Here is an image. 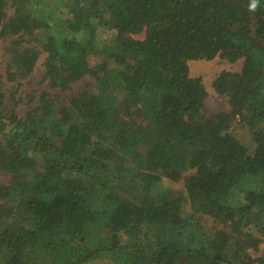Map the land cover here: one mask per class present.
<instances>
[{"label": "trees", "instance_id": "1", "mask_svg": "<svg viewBox=\"0 0 264 264\" xmlns=\"http://www.w3.org/2000/svg\"><path fill=\"white\" fill-rule=\"evenodd\" d=\"M250 3L55 0L54 15L0 0L6 82L44 54L42 82L68 93L59 107L33 91L20 116L0 81V264H264V0ZM216 58L241 66L213 81L229 110L208 119L189 63ZM86 76L94 91L74 92Z\"/></svg>", "mask_w": 264, "mask_h": 264}, {"label": "rangeland", "instance_id": "2", "mask_svg": "<svg viewBox=\"0 0 264 264\" xmlns=\"http://www.w3.org/2000/svg\"><path fill=\"white\" fill-rule=\"evenodd\" d=\"M37 3L36 9L37 12L42 11H51L54 15L62 14L64 11L58 7H55V0H35ZM55 7L54 9H51ZM112 33L104 32L103 37H101L102 41L111 38ZM7 47V41L2 40L0 41V81L3 82V88H5L9 93L14 94L16 100H18L17 111L20 116H23L28 109V101H29V94L33 91L36 93L41 94L42 92L46 91L49 93L51 98L56 100V103L59 107H63L67 105L68 100V93H62L59 90L52 89L48 86L47 82H42V75L44 69L42 64L44 62L45 55L43 54L39 59L37 66L32 74V76L23 81L21 85H18L17 82L15 83H7L6 82V73L7 68L9 65L10 60L5 56V49ZM91 65H96L99 62V59L96 56H90L89 58ZM191 74L194 77H201L203 80V84L206 87L208 92V98L205 102V106L203 109L204 115L211 119L214 115L220 110H229L228 100L225 96L218 95L213 87V81L222 71H239L241 63L231 64L225 60L220 58H216L212 61H192L189 63ZM74 92L78 93L84 90H89L91 92L94 91V80L91 77H84L78 83L73 86ZM21 99V100H20ZM9 104V101L6 102V105ZM234 135L244 144H249L251 142L250 135L248 132L238 124L233 131ZM9 182V175L6 173L0 172V185L8 184ZM166 183H169L165 181ZM170 184V183H169ZM173 189L179 190L182 188L181 183H175L171 185ZM207 218L204 221L206 226H210ZM89 264H112L108 259L97 260Z\"/></svg>", "mask_w": 264, "mask_h": 264}, {"label": "clouds", "instance_id": "3", "mask_svg": "<svg viewBox=\"0 0 264 264\" xmlns=\"http://www.w3.org/2000/svg\"><path fill=\"white\" fill-rule=\"evenodd\" d=\"M257 6H258V0H251V3L249 5V9L254 11V10H256Z\"/></svg>", "mask_w": 264, "mask_h": 264}]
</instances>
